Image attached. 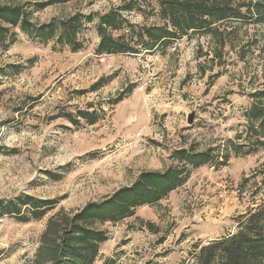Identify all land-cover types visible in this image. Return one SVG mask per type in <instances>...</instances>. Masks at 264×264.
Returning <instances> with one entry per match:
<instances>
[{
  "label": "rangeland",
  "instance_id": "1",
  "mask_svg": "<svg viewBox=\"0 0 264 264\" xmlns=\"http://www.w3.org/2000/svg\"><path fill=\"white\" fill-rule=\"evenodd\" d=\"M27 1L45 0L0 3ZM123 1L63 0L34 13L33 20L101 14ZM130 18L145 20L138 13ZM97 21L88 24L78 52L55 40H33L19 28L17 41L0 48V200L27 194L59 200L42 219L28 222L0 211V264H33L52 213L101 200L142 171L164 170L173 149H223L237 133L243 134L239 142L246 139L250 93L264 87L263 25L233 23L238 29L220 58L214 42L201 34L180 38L165 51L98 55ZM103 76L112 78L92 90ZM78 109L97 110L98 121L73 124L55 116ZM259 204H264V146L251 154L232 153L226 166L194 168L160 204L107 223L109 239L95 264H196V244L236 232L238 216Z\"/></svg>",
  "mask_w": 264,
  "mask_h": 264
},
{
  "label": "trees",
  "instance_id": "2",
  "mask_svg": "<svg viewBox=\"0 0 264 264\" xmlns=\"http://www.w3.org/2000/svg\"><path fill=\"white\" fill-rule=\"evenodd\" d=\"M61 1L0 3V48L8 49L17 41L16 29L19 28L33 40H55L78 52L85 44L84 31L97 18L96 30L100 39L95 53L98 55L165 51L180 38L201 34L214 42L216 54L222 58V52L231 44L238 29L232 27L233 23L240 21L264 26V0H124L101 14L76 12L42 23L33 20L34 13ZM134 13L145 20L141 23L133 21L130 16ZM150 17H154L151 23L147 21ZM244 56L245 52L243 59ZM8 67L17 71L20 68L17 64ZM1 74H5L4 68ZM111 78L101 77L92 85V90L99 89ZM131 90L129 87L122 91L113 103L123 100ZM55 116L64 117L73 124H80L81 120L94 124L99 119V112L78 109L62 111ZM244 116L246 139L241 142L243 134L237 133V137L227 140L223 149L213 146L199 150L193 145L175 148L170 153L172 163L164 170L142 171L130 185L120 187L101 200L89 201L76 211L59 208L47 220L32 263L95 264L102 244L109 239L107 223L116 224L131 218L142 206L160 204L188 181L194 168L226 166L232 153L251 154L264 146V87L250 93V105ZM248 180L246 177L243 183ZM58 202L57 198L43 199L27 194L16 201L0 200V211L28 222L31 218L42 219ZM143 222L149 228L157 229L150 220ZM237 226L236 232L208 245L196 244V264H264V204L240 214Z\"/></svg>",
  "mask_w": 264,
  "mask_h": 264
},
{
  "label": "water",
  "instance_id": "3",
  "mask_svg": "<svg viewBox=\"0 0 264 264\" xmlns=\"http://www.w3.org/2000/svg\"><path fill=\"white\" fill-rule=\"evenodd\" d=\"M193 119H194V116H193V114H191V115L189 116L188 121H189V122H193Z\"/></svg>",
  "mask_w": 264,
  "mask_h": 264
},
{
  "label": "built area",
  "instance_id": "4",
  "mask_svg": "<svg viewBox=\"0 0 264 264\" xmlns=\"http://www.w3.org/2000/svg\"><path fill=\"white\" fill-rule=\"evenodd\" d=\"M3 220V218H0V221H2Z\"/></svg>",
  "mask_w": 264,
  "mask_h": 264
}]
</instances>
